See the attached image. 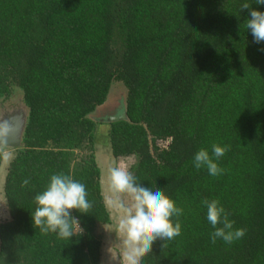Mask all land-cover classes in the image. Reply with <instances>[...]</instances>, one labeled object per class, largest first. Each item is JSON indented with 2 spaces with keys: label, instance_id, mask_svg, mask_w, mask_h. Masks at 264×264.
<instances>
[{
  "label": "trees",
  "instance_id": "1",
  "mask_svg": "<svg viewBox=\"0 0 264 264\" xmlns=\"http://www.w3.org/2000/svg\"><path fill=\"white\" fill-rule=\"evenodd\" d=\"M243 2L0 0V101L26 107L25 146L13 148L4 183V264H100L96 228L111 218L94 115L118 99L126 118L107 121L112 155L135 157L141 186L158 183L183 209L181 234L157 239L145 264H264V42L245 29ZM213 144L230 146L216 177L192 164ZM54 173L83 183L93 204L72 210L85 231L69 241L31 220ZM204 199L219 200L245 235L212 243Z\"/></svg>",
  "mask_w": 264,
  "mask_h": 264
},
{
  "label": "clouds",
  "instance_id": "2",
  "mask_svg": "<svg viewBox=\"0 0 264 264\" xmlns=\"http://www.w3.org/2000/svg\"><path fill=\"white\" fill-rule=\"evenodd\" d=\"M264 6V0H244L242 9H249V16L245 19L244 27L250 30L253 41L257 44L264 42V11L251 7ZM264 51V49H261ZM11 149V148H10ZM230 149L229 145H211V152L200 148L193 156L192 164L197 170L206 169L209 176L216 177L223 174L224 169L218 161ZM25 179L22 185L27 186ZM85 185L70 174L54 173L50 175L45 188L34 195V211L31 213L33 226L42 233L55 234L62 240H70L84 234L80 220L72 214L76 210L80 214H89L93 207L87 198ZM206 209V219L212 226L210 240H217L231 244L245 235L244 228H234V221L217 199L201 201ZM104 205L114 217L115 234L118 241L116 255L112 256V246L108 252L117 264H145V257L152 253L153 243L159 239L171 241L179 236L182 225L178 218L183 209L158 186V183L141 186L137 177L129 166L117 162L107 169V195ZM0 264H4L0 260Z\"/></svg>",
  "mask_w": 264,
  "mask_h": 264
},
{
  "label": "rangeland",
  "instance_id": "3",
  "mask_svg": "<svg viewBox=\"0 0 264 264\" xmlns=\"http://www.w3.org/2000/svg\"><path fill=\"white\" fill-rule=\"evenodd\" d=\"M120 90H121V85H116L114 88V92L111 95L112 100L115 98L116 94H117V98L120 97L119 96ZM14 98H17V97H14ZM17 100L19 101V99L10 100L8 102L0 101V107H3L4 109L5 108L8 109L6 111H9V112L14 111L18 108L23 109L24 105L22 101L21 103H18L16 102ZM112 103L107 104V106H104L103 109L98 108V113H95L94 115L95 119L100 122V124L97 127V131H96V155H97L98 165L102 171L101 185L103 189L104 198L107 195V169L108 167L114 165L117 162H121V163L128 165L130 168L132 164L135 163V157L133 156L115 158L112 155L110 142L108 138V131H109L110 126L107 122L101 121V118L102 119L110 118L111 116H117L121 113L120 110H122L121 109L122 100L118 99L117 100L118 104H115V100H113ZM24 112H26V107H24ZM167 144H168L167 142L164 143V145H167ZM6 150H5V154L10 155L11 160H13L16 152L13 149H11V152H10V148H6ZM110 218H111L110 223L105 224V225H99L96 228V235L102 241L100 264H117V261L111 260L110 253L108 252L109 247L112 246V256L114 257L116 255L115 250L118 249V241L115 237V234L111 233V230L114 228V217L111 214H110ZM8 220H10V216Z\"/></svg>",
  "mask_w": 264,
  "mask_h": 264
},
{
  "label": "water",
  "instance_id": "4",
  "mask_svg": "<svg viewBox=\"0 0 264 264\" xmlns=\"http://www.w3.org/2000/svg\"><path fill=\"white\" fill-rule=\"evenodd\" d=\"M126 118V112L121 111L117 116L110 118H101L103 122H112L119 119ZM26 125V115L19 109V111H7L0 115V147L18 149L25 146L23 137ZM160 143V141L158 142ZM167 143H169L167 141Z\"/></svg>",
  "mask_w": 264,
  "mask_h": 264
},
{
  "label": "crops",
  "instance_id": "5",
  "mask_svg": "<svg viewBox=\"0 0 264 264\" xmlns=\"http://www.w3.org/2000/svg\"><path fill=\"white\" fill-rule=\"evenodd\" d=\"M5 150L6 149L0 148V154L2 155L0 162V223L6 222L10 216L8 205L4 196V183L7 175V169L12 160L10 155L5 154Z\"/></svg>",
  "mask_w": 264,
  "mask_h": 264
},
{
  "label": "flooded vegetation",
  "instance_id": "6",
  "mask_svg": "<svg viewBox=\"0 0 264 264\" xmlns=\"http://www.w3.org/2000/svg\"><path fill=\"white\" fill-rule=\"evenodd\" d=\"M14 99L16 100L17 98H13L11 100H14ZM19 101L17 100L16 102L21 103V100L20 99H19ZM19 109H22V108H18V109L14 110V111H17L18 112ZM6 110H8V109H6V108L4 109L3 107H0V115L5 114L7 112ZM22 111L24 112V107H23ZM24 114L26 115V112H24Z\"/></svg>",
  "mask_w": 264,
  "mask_h": 264
}]
</instances>
